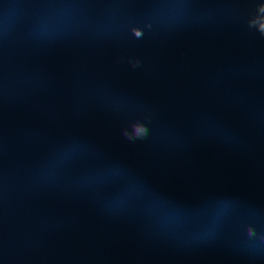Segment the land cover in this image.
Returning a JSON list of instances; mask_svg holds the SVG:
<instances>
[{
    "label": "rangeland",
    "instance_id": "rangeland-1",
    "mask_svg": "<svg viewBox=\"0 0 264 264\" xmlns=\"http://www.w3.org/2000/svg\"><path fill=\"white\" fill-rule=\"evenodd\" d=\"M208 2L73 0L63 9L43 0L38 20L25 6L0 11V121L33 132L29 171L51 179L67 204L62 214L74 219L42 249L26 251L19 264H92L97 242L111 245L123 236L168 251L146 223L124 232L129 207L112 205L93 172L94 131L117 123L131 130L135 111L145 105L141 89L162 88L159 108L148 105L174 124L177 135L184 131L211 144L206 117L223 114L248 146L264 145V84L250 76H220L203 60L206 33L217 21ZM135 126L142 138L156 129ZM0 264H6L1 251ZM214 264L264 262L236 253Z\"/></svg>",
    "mask_w": 264,
    "mask_h": 264
},
{
    "label": "trees",
    "instance_id": "trees-1",
    "mask_svg": "<svg viewBox=\"0 0 264 264\" xmlns=\"http://www.w3.org/2000/svg\"><path fill=\"white\" fill-rule=\"evenodd\" d=\"M66 9L73 0H54ZM43 0H0V11L27 7L35 20ZM217 21L205 36V64L220 76L244 75L264 84V0H209ZM161 105L162 88L137 92ZM212 139L176 137L173 161L156 157L123 124L96 129L93 172L112 205L129 207L131 232L149 225L168 251L135 237L97 242L92 264H214L241 254L264 262V145L248 146L223 114L206 119Z\"/></svg>",
    "mask_w": 264,
    "mask_h": 264
},
{
    "label": "built area",
    "instance_id": "built-area-1",
    "mask_svg": "<svg viewBox=\"0 0 264 264\" xmlns=\"http://www.w3.org/2000/svg\"><path fill=\"white\" fill-rule=\"evenodd\" d=\"M210 98L213 104L217 102L216 96ZM20 108L26 109V105ZM144 116L146 123L140 122ZM39 117L48 120V116ZM134 118L131 131L139 133L141 143L149 153L156 157L174 154L179 135L172 122L153 115L147 104L137 108ZM135 125L155 126L156 129L142 138ZM8 126L12 127L14 123ZM32 135L29 128L16 125L7 128L0 121V251L6 264H19L26 251L42 249L51 236L68 230L73 224V216L62 214L66 202L57 196L50 178L28 171L26 158L35 146Z\"/></svg>",
    "mask_w": 264,
    "mask_h": 264
},
{
    "label": "crops",
    "instance_id": "crops-1",
    "mask_svg": "<svg viewBox=\"0 0 264 264\" xmlns=\"http://www.w3.org/2000/svg\"><path fill=\"white\" fill-rule=\"evenodd\" d=\"M160 106V105H159ZM159 106H157V108H159ZM171 116H173L176 120H173V119H171V120H173V121H177V120H179V116H177V114H175V111H174V113H172L171 114ZM206 118H208V117H206ZM210 118V117H209ZM117 124H123V123H117ZM182 134H184V131H182L181 132V135ZM162 158H164L165 159V156L164 157H162Z\"/></svg>",
    "mask_w": 264,
    "mask_h": 264
}]
</instances>
